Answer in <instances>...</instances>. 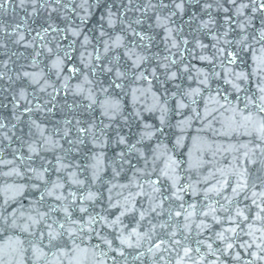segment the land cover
I'll return each instance as SVG.
<instances>
[{
    "label": "snow or ice",
    "instance_id": "obj_1",
    "mask_svg": "<svg viewBox=\"0 0 264 264\" xmlns=\"http://www.w3.org/2000/svg\"><path fill=\"white\" fill-rule=\"evenodd\" d=\"M0 177V264H264V0H0Z\"/></svg>",
    "mask_w": 264,
    "mask_h": 264
},
{
    "label": "water",
    "instance_id": "obj_2",
    "mask_svg": "<svg viewBox=\"0 0 264 264\" xmlns=\"http://www.w3.org/2000/svg\"><path fill=\"white\" fill-rule=\"evenodd\" d=\"M9 20H11L13 18V14L11 12H9V15L7 17ZM122 100L124 99L123 97L121 98ZM98 115V113H97ZM5 171H7V169H4ZM12 178H8V177H0V184H3L5 182L7 183H11Z\"/></svg>",
    "mask_w": 264,
    "mask_h": 264
}]
</instances>
